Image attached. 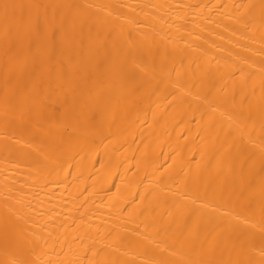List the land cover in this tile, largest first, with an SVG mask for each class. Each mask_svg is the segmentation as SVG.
<instances>
[{"label": "bare ground", "instance_id": "bare-ground-1", "mask_svg": "<svg viewBox=\"0 0 264 264\" xmlns=\"http://www.w3.org/2000/svg\"><path fill=\"white\" fill-rule=\"evenodd\" d=\"M0 264H264V0H0Z\"/></svg>", "mask_w": 264, "mask_h": 264}]
</instances>
